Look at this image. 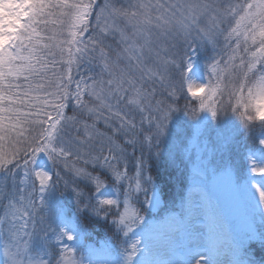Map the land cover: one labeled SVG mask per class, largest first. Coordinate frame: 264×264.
Returning a JSON list of instances; mask_svg holds the SVG:
<instances>
[{"label": "snow or ice", "instance_id": "6c2138e0", "mask_svg": "<svg viewBox=\"0 0 264 264\" xmlns=\"http://www.w3.org/2000/svg\"><path fill=\"white\" fill-rule=\"evenodd\" d=\"M85 60L99 71L76 80ZM177 113L238 121L217 134L222 150L241 130L258 145L244 171L216 172L226 207L252 221L242 234L212 207L203 233L143 215L158 201L135 150L158 145ZM68 190L71 219L53 202ZM0 206V264H253L245 244L264 245V0H0ZM90 217L115 229L108 258L86 244Z\"/></svg>", "mask_w": 264, "mask_h": 264}, {"label": "trees", "instance_id": "16d2710c", "mask_svg": "<svg viewBox=\"0 0 264 264\" xmlns=\"http://www.w3.org/2000/svg\"><path fill=\"white\" fill-rule=\"evenodd\" d=\"M98 2L103 3V0H98ZM115 2L119 5L124 3L125 0H115ZM91 27H94V23ZM210 55H212L210 48L200 53L198 57L200 62L198 69L200 71H202L204 61ZM98 71V67L90 65L85 60L78 70H74L73 74L76 80L81 78L87 80L89 75H95ZM74 87L75 85H73V89ZM72 103L71 101L69 102V108L67 110L69 115L72 114ZM178 103L180 107L183 108L185 98L182 97ZM202 116L204 119L209 117L207 114H202ZM175 119L176 124L173 125V127L169 124L165 137L161 139L158 145H154L152 149H149L145 142L142 153L139 147L135 150V158H140L141 155L143 156L145 161L144 177H152L155 192L159 195L163 204V210H165L166 214H176L184 227H189L187 199L190 195V191L198 182L207 184L209 176L217 172V167L220 162H216V157L218 161H221V158L228 159L238 172H242L247 166L246 154L248 149L258 145L254 144L253 140L248 138L247 134L241 130L235 136L227 152L223 154L224 156L220 157V154L215 152L212 148V145L216 143L214 137L210 143L208 142V146L205 142H202L201 135L206 134L207 123L204 124V121H201V123L196 124L181 113H177ZM179 119L180 121H178ZM226 121L233 132L238 129V121L234 119H226ZM137 122H139V117H137ZM197 126L203 128V131L199 134V140H197L198 134L195 132ZM99 127L102 130L109 131L104 129L102 122ZM144 127L146 129L147 125L145 124ZM209 132L210 129L208 133ZM174 141H176V145L172 148L171 144H173ZM121 142L123 143L122 138ZM126 147H128L129 153H132L133 150L131 146L128 145ZM157 151H159L158 157L155 155ZM135 158L130 156L128 160L130 172L134 169ZM97 171H99V169H97ZM81 187H83V185H81ZM62 188L63 185L61 184V189ZM57 195L60 194L57 193ZM150 195L151 186H149V196ZM143 199L144 196L141 194L140 200L142 201ZM53 202L58 203V205L63 208L67 218L71 219L73 217L75 213V203L74 194L70 190L64 191L62 197H54ZM145 213L146 211L143 212V215H145ZM0 215H2V206H0ZM145 218L149 223L154 219L151 215H145ZM84 222L87 224L89 234L86 244L96 251L99 258H108V248L111 246L114 249L116 244L119 243V239L115 235V229L110 223V219L104 220L102 218L90 217L85 218ZM258 225L259 226H256L258 229L264 228V225ZM1 239L2 238H0V241ZM244 252L246 256L253 261V264H264V245L256 241H250L245 244Z\"/></svg>", "mask_w": 264, "mask_h": 264}, {"label": "rangeland", "instance_id": "374dc122", "mask_svg": "<svg viewBox=\"0 0 264 264\" xmlns=\"http://www.w3.org/2000/svg\"><path fill=\"white\" fill-rule=\"evenodd\" d=\"M197 72H201V71L197 69ZM176 117L177 114L173 117L172 121L170 122V125H172V127L173 125L176 124V119H175ZM178 121H180V119ZM201 121H204V124L207 123L206 134L201 135L202 142H205L206 145L208 146V142L210 143L212 141V138L214 137L216 141V143L213 146L214 151L218 152L220 154V157L224 156L223 154H225L228 149L222 150L219 147L217 143V134L224 129H229L230 128L229 124L227 123L226 120L213 122L210 117L204 119L202 115L199 122L196 124L201 123ZM209 129L210 132L208 133ZM175 145H176V141H174V143L171 144V147L174 148ZM221 161H218L216 157V162H220L219 166L217 167V173L226 165H230L235 172L239 173L235 168V166L231 164V161H228L226 158H221ZM214 173H213L214 175L212 174L211 176H209L207 184L198 182L197 186L194 189H192V191L190 192V195L187 199V205L189 209V214H188V219L190 224L189 227L194 226L201 233L206 231L208 213L210 207H212L215 209L218 217L222 221L226 222V226L231 232L241 234L249 227V225L252 224V221L249 217L246 216L245 213L239 211H230L226 207V205L230 203V199H231L230 194L225 187L219 186L218 176L216 172ZM214 197H216L221 202V208ZM149 199H151V195L149 196ZM156 199L158 201L156 206L147 209L145 215H151L153 216L154 219H157V221H155L154 224L161 223L162 221L174 217L176 218L178 225H181L179 219H177L175 215L166 214L165 210H163V204L161 202V199L157 193H156ZM258 224H260L259 217L256 218L255 226H259ZM181 238H182L181 233L177 232L174 238L175 242L179 243L181 241ZM0 242H1L0 259H2L3 239H1ZM249 242L250 241H248L247 243Z\"/></svg>", "mask_w": 264, "mask_h": 264}, {"label": "clouds", "instance_id": "9594fccd", "mask_svg": "<svg viewBox=\"0 0 264 264\" xmlns=\"http://www.w3.org/2000/svg\"><path fill=\"white\" fill-rule=\"evenodd\" d=\"M224 118V116H223V114H221V119H223Z\"/></svg>", "mask_w": 264, "mask_h": 264}]
</instances>
